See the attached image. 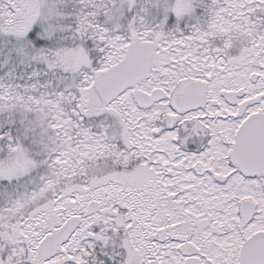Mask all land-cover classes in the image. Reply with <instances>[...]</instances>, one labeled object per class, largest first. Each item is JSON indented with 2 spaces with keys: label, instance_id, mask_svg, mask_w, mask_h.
Here are the masks:
<instances>
[{
  "label": "snow or ice",
  "instance_id": "obj_1",
  "mask_svg": "<svg viewBox=\"0 0 264 264\" xmlns=\"http://www.w3.org/2000/svg\"><path fill=\"white\" fill-rule=\"evenodd\" d=\"M0 264H264V0H0Z\"/></svg>",
  "mask_w": 264,
  "mask_h": 264
}]
</instances>
